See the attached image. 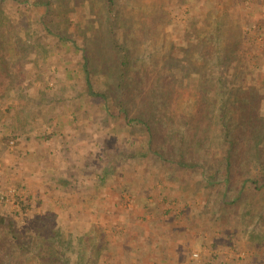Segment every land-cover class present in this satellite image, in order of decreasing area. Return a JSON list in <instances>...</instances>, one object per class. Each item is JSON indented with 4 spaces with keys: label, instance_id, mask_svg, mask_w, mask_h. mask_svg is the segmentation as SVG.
<instances>
[{
    "label": "rangeland",
    "instance_id": "obj_1",
    "mask_svg": "<svg viewBox=\"0 0 264 264\" xmlns=\"http://www.w3.org/2000/svg\"><path fill=\"white\" fill-rule=\"evenodd\" d=\"M114 1L111 30L129 50L133 66L146 69L142 96L151 95L148 88L161 80L166 83L160 120L165 144L194 152L198 165L185 169L159 161L147 146L146 129L127 121L115 104L106 0H0V44L8 73L0 77V264H131L125 247L124 260L117 248L128 241V233L106 232L99 214L89 227L81 211L69 218L48 208L43 214L35 211V183L29 188L25 183L38 175L35 164L43 162L44 146L52 157L59 135L76 129L68 156L81 147L90 151V172L118 177L123 192L132 186L154 192L170 179L180 181L188 198L201 205L195 217L218 228L220 248L232 250L213 264H264L263 188H245L241 203L228 206L243 176L233 177L227 196L221 178L210 182L222 155L223 113L224 121L250 116L249 85L264 75V0ZM53 33L83 40L95 66V88L110 90L107 103L89 96L79 51ZM204 86L206 104L200 106ZM138 98L132 115L145 103ZM83 136L86 145L73 142ZM53 157L44 162L59 165ZM64 163L75 176L77 165ZM258 174L253 164L247 177ZM121 211L118 216L130 221L134 211Z\"/></svg>",
    "mask_w": 264,
    "mask_h": 264
},
{
    "label": "crops",
    "instance_id": "obj_2",
    "mask_svg": "<svg viewBox=\"0 0 264 264\" xmlns=\"http://www.w3.org/2000/svg\"><path fill=\"white\" fill-rule=\"evenodd\" d=\"M78 130L63 133L61 131L62 135H59L57 140L58 147L54 151L55 155L53 154L58 156L55 158L58 159L59 165H51L50 161L44 162L46 157L50 160L54 158L49 157L51 155L46 149L47 145L44 146L42 154L40 153L39 157L43 162L35 164L38 175L33 181L25 183L27 188L35 183V198L39 200L35 211L43 214L51 209L53 214L68 218L81 211L88 215L84 224L89 227L93 222L95 223L93 216L99 214L101 225L105 227L106 232L128 233V241L117 243V248L123 260V254L129 256L131 264H213L219 259V255L225 257L230 251L232 252L230 247H227L226 251L224 247L220 248L221 233L217 231L218 228L211 227L202 217H195L201 205L188 198L189 191L184 190L182 183L177 179H170L169 183L164 184L165 186L167 184L166 187L157 186L154 192L148 189L146 192H141L137 186H132L130 190L123 192L124 188L121 185L117 187L118 177L109 180L107 175H93L90 172L89 160L92 157L90 151L86 154L85 149L81 147L72 156H68L71 154L66 152L72 141L70 138ZM82 131L83 134L86 133ZM67 134L70 136L67 137ZM73 139V142L86 145L85 136L82 139L79 137ZM66 156L70 160H66ZM66 161H70L71 165H77L74 168L75 176H72L71 172L68 174L69 169L64 167ZM80 166L84 169L80 170ZM176 184V188L170 187ZM123 208L134 211L130 221L118 216ZM137 215H142L144 218L137 219ZM142 221L146 222V225L141 224ZM124 247L125 253L122 251ZM193 251L199 252V259L192 257Z\"/></svg>",
    "mask_w": 264,
    "mask_h": 264
},
{
    "label": "trees",
    "instance_id": "obj_3",
    "mask_svg": "<svg viewBox=\"0 0 264 264\" xmlns=\"http://www.w3.org/2000/svg\"><path fill=\"white\" fill-rule=\"evenodd\" d=\"M40 3V2H37ZM43 3V2H42ZM46 4V3H43ZM115 1L106 0V13L110 18L111 23L108 24V46L111 50V63L109 70L112 72L110 77L115 81V86L118 90L114 96L115 104L117 103L118 109L123 113L127 121H132L142 128L146 129L147 132V146H149L153 154L159 161L165 163V161L171 163L173 167L192 169L195 168L200 160L194 152L185 151L182 146H167L164 138L161 136L162 130L160 129L161 116L164 115L163 111L166 108L167 99V87L166 83L161 80V83H156L148 88L151 95L142 96L146 91L145 79H148L145 72L144 65L141 68L136 69L132 64L131 54L128 49L122 47L118 37L112 32V26L116 21L115 13ZM50 31V30H49ZM54 37L63 43L71 45L74 49L78 50L81 57V67L83 69V77L85 80L87 92L90 97L102 98L107 103L109 96L111 97L110 90L101 91L95 88V66L92 63L93 59L91 53L86 44L81 39H77L75 36L59 35L57 33L52 34ZM9 46H11L9 42ZM4 52L2 50V44H0V77L4 78L7 75L4 67ZM0 82H4L0 80ZM222 83V80H219ZM145 83V84H144ZM2 86V83H0ZM254 98L252 107L250 109V116H244V118L226 119L224 121L225 113L222 116V155L219 158L218 169L210 171V182L213 183L216 177L221 178L224 184L222 195H228V188L231 184L233 177L240 175L239 184L236 188V193L233 195V199L228 206H234L240 204L243 196L244 189L252 190L257 192L263 188L264 194V75L260 78L254 79L253 83L249 85ZM221 88V87H219ZM253 88V89H252ZM206 86L201 87L200 100L197 103L202 106L206 102ZM240 91V90H238ZM139 96V98H138ZM141 97V98H140ZM138 98L141 102L145 99L143 107L137 109L132 115V107L135 106ZM144 102V101H143ZM248 101L244 102L247 107ZM107 108H109L108 104ZM233 122V124H232ZM257 122L262 123V128ZM253 164L259 167L260 177L252 179L247 177L250 168ZM239 171H235V168L239 166ZM254 185V186H251ZM3 225V219L0 218V225ZM4 259H0L3 261Z\"/></svg>",
    "mask_w": 264,
    "mask_h": 264
},
{
    "label": "built area",
    "instance_id": "obj_4",
    "mask_svg": "<svg viewBox=\"0 0 264 264\" xmlns=\"http://www.w3.org/2000/svg\"><path fill=\"white\" fill-rule=\"evenodd\" d=\"M192 257H193V258H199V252H197V251H193V252H192Z\"/></svg>",
    "mask_w": 264,
    "mask_h": 264
}]
</instances>
